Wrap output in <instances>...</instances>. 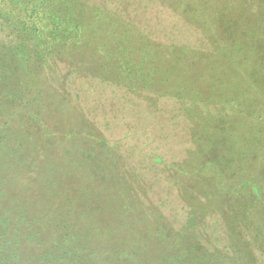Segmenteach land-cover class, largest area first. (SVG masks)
I'll return each mask as SVG.
<instances>
[{"label":"trees","instance_id":"obj_1","mask_svg":"<svg viewBox=\"0 0 264 264\" xmlns=\"http://www.w3.org/2000/svg\"><path fill=\"white\" fill-rule=\"evenodd\" d=\"M178 1L183 7L189 0ZM205 2L223 15L205 24L225 40L211 37V52L156 43L132 19L86 0H0V264H261L263 145L237 149L245 158L239 162L225 156L228 144L210 146L204 139L200 145L192 128L208 174L190 177L183 162L167 163L191 209L187 225L175 228L142 178L67 95L72 76L98 79L134 92H170L181 98L182 111L190 78L201 85L194 92H225L220 85L232 72L224 65L244 63L254 68H237L233 77L248 80L249 91L257 84V92H264V0ZM243 19L251 30L239 28ZM248 43L252 49L241 58L237 51ZM209 98L182 114L191 121L201 103L212 106L210 113L222 109ZM246 115L253 122L251 139H264L261 101ZM212 214L227 234L222 248L205 227ZM139 220L151 223L150 232L130 229Z\"/></svg>","mask_w":264,"mask_h":264},{"label":"rangeland","instance_id":"obj_2","mask_svg":"<svg viewBox=\"0 0 264 264\" xmlns=\"http://www.w3.org/2000/svg\"><path fill=\"white\" fill-rule=\"evenodd\" d=\"M86 1L105 6L125 19H132L133 24L142 29L148 38L159 44L183 45L189 46L188 48L192 50L211 52L214 50L211 37L218 39L220 43L225 42L221 36L217 37V30H214L215 33L210 31L209 33L205 27L208 21H213L212 18L221 15L211 9L205 2L206 0L185 1L183 7L178 0ZM235 2L230 0L229 5H234ZM248 23L245 24L244 19L239 21V28H244L243 31L251 30ZM259 33L260 31L256 32V34ZM249 34L251 35V31ZM213 43L215 44V42ZM248 44L237 51V55L241 58L246 57V53L252 49V43ZM248 56L251 57V54ZM208 63L212 67H216L218 64L212 59L208 60ZM193 66L194 64L191 66L192 71L195 70ZM224 67L232 72H230L231 77H226L230 79L220 85L221 91L225 88V92H194L196 87L201 86L200 83L196 85V81L192 78L185 83L184 87L190 92H184L185 97L182 100L184 115H188L187 106L197 105L200 100L207 102L209 97L210 103L222 107V109H215L213 113H210L209 110H214L212 106L207 110L204 103H201L202 110L199 109L198 116L191 121L182 114L181 98L178 99L170 92H134L111 82H101L98 79H77L75 76L69 78L68 81L67 95L72 100V105H75L96 124L97 130H101L105 140L108 141V146L113 147L122 157L124 156L123 160L124 162L126 160L127 168L132 169L137 176L142 178L143 185L155 202L154 204L175 228L187 225L191 217V209L181 197L179 187L175 188L174 181L177 180L171 174L167 163L183 162L182 164H185V168L189 170L190 177L196 174L198 177L204 178L208 174L206 169H201L203 149L200 146L196 148L193 146L192 128L197 130V133L202 137L200 145H203L204 139L208 140L210 146H213L214 143L217 145L228 144L230 153L225 156L228 159H239V162L245 158L241 153L236 152L237 149L247 146L249 148L247 151H249L255 146L263 145L264 147V144H261L264 139L256 137L251 139L253 136L249 133V129L253 122L246 115V112L255 106L256 100L261 101L264 109V92H257V84L252 91H249L248 87L251 86V83L247 79V81H243L242 78L233 77L235 69L248 71L254 66L252 63L247 65L244 63L239 67L225 65ZM261 67L264 71V67ZM211 70L213 72L217 69ZM218 70L222 69L218 68ZM66 71L67 69L61 66V72L64 74ZM161 78L163 77L161 76ZM159 79L156 78V81L158 82ZM235 79H239L240 88H247V90L235 92V88L239 87ZM164 80V83L168 85L167 79ZM260 82H262V77L258 79V84ZM213 98L214 101L211 102L210 100ZM225 112H229V114L226 115ZM237 134H245V137L240 139L236 137ZM200 138L197 137L195 142H199ZM219 156L224 155L219 152ZM259 162L264 166V155L262 158L260 157ZM82 166L87 170V165L82 164ZM205 166L204 168H206ZM171 169L177 170L173 166ZM195 169H200V175L194 171ZM121 170H123L122 165ZM246 179L248 177L244 176L242 180ZM143 185L141 184L140 188H143ZM121 190L123 191L124 188ZM261 201L264 204V197ZM208 226L210 228L207 231L211 232L213 244L221 248L225 246L227 234H225L224 225L218 218L216 219L214 214L208 218L205 217V227ZM151 227L150 222L139 220L136 226L130 229L134 228L137 234H142L150 232ZM260 263L264 264V260H260Z\"/></svg>","mask_w":264,"mask_h":264}]
</instances>
